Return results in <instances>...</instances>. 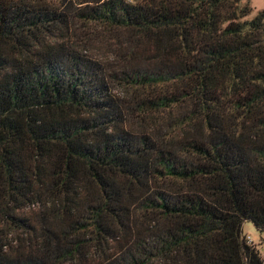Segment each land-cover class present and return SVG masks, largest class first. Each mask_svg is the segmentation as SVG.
Returning a JSON list of instances; mask_svg holds the SVG:
<instances>
[{
    "label": "trees",
    "instance_id": "1",
    "mask_svg": "<svg viewBox=\"0 0 264 264\" xmlns=\"http://www.w3.org/2000/svg\"><path fill=\"white\" fill-rule=\"evenodd\" d=\"M252 9L0 0V264H264Z\"/></svg>",
    "mask_w": 264,
    "mask_h": 264
},
{
    "label": "rangeland",
    "instance_id": "2",
    "mask_svg": "<svg viewBox=\"0 0 264 264\" xmlns=\"http://www.w3.org/2000/svg\"><path fill=\"white\" fill-rule=\"evenodd\" d=\"M250 5L253 7L252 13L249 15L248 19L254 18L258 12L264 10V0H247ZM84 36L86 34H83ZM94 44L100 45V42L95 40ZM244 237L247 239L248 243L252 244L261 253L264 251V230H258L252 222L246 221L243 225Z\"/></svg>",
    "mask_w": 264,
    "mask_h": 264
}]
</instances>
